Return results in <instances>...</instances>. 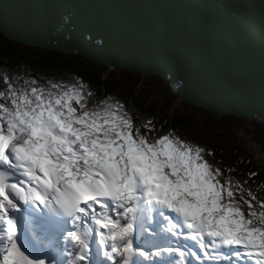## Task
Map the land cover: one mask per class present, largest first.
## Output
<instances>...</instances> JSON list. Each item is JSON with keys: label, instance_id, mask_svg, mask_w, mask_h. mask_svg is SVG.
Returning a JSON list of instances; mask_svg holds the SVG:
<instances>
[{"label": "snow or ice", "instance_id": "1", "mask_svg": "<svg viewBox=\"0 0 264 264\" xmlns=\"http://www.w3.org/2000/svg\"><path fill=\"white\" fill-rule=\"evenodd\" d=\"M154 128L79 76L0 69V264L201 260L182 238L203 264H264V196L211 149Z\"/></svg>", "mask_w": 264, "mask_h": 264}, {"label": "water", "instance_id": "2", "mask_svg": "<svg viewBox=\"0 0 264 264\" xmlns=\"http://www.w3.org/2000/svg\"><path fill=\"white\" fill-rule=\"evenodd\" d=\"M0 34L159 76L188 104L264 121V0H0Z\"/></svg>", "mask_w": 264, "mask_h": 264}, {"label": "rangeland", "instance_id": "3", "mask_svg": "<svg viewBox=\"0 0 264 264\" xmlns=\"http://www.w3.org/2000/svg\"><path fill=\"white\" fill-rule=\"evenodd\" d=\"M13 43L16 51L24 56L23 61L32 67V77L43 82L48 78L70 80L79 76L93 90L94 87L77 71L79 65L71 57L72 54L57 56L52 50ZM7 47L0 41V53L1 49ZM82 62L88 63L84 60ZM106 73L103 71L102 74ZM111 75L109 72V77ZM124 75L117 72V75L111 76L114 88L110 96L126 104L136 125H141L146 115H154L155 118L176 115L179 125L175 134L205 149H211L214 154L206 157L211 163L221 169H233L231 175L242 183L248 179L247 167L264 173V121L233 114H218L188 104L174 95L167 82L159 76L140 71H134L132 78ZM157 126L151 135L157 136ZM240 159L247 164H241ZM225 175H228L227 171ZM244 207L247 208V205ZM153 259L159 260L155 257Z\"/></svg>", "mask_w": 264, "mask_h": 264}, {"label": "trees", "instance_id": "4", "mask_svg": "<svg viewBox=\"0 0 264 264\" xmlns=\"http://www.w3.org/2000/svg\"><path fill=\"white\" fill-rule=\"evenodd\" d=\"M0 41L3 43L4 46H8L7 49H1L2 53H0V69H2L4 72L11 73L14 75H19L21 77L27 78L32 77L31 74V66L23 61L24 56L22 54H19L14 46V43L12 41H9L8 39L4 38L0 34ZM36 49H40L38 47H34ZM45 50V49H44ZM55 55L61 56L63 52L59 51H53ZM74 55L72 54V58L76 59V62L79 65V68L77 71L81 76H83L88 83L94 87L93 91L95 92V99H103L104 97L110 96L114 85L111 81V78L114 77L112 75H117V72H120V74H126L128 77L132 78L133 70H124V69H108L107 67L94 63L82 56ZM82 60L88 63H83ZM108 72L106 74H102L103 71ZM109 72L112 73V77H109ZM108 74V75H107ZM102 75V76H101ZM104 75V76H103ZM119 75V74H118ZM134 79V78H133ZM153 116V117H152ZM146 118H143L142 121L151 119L154 125L157 126V136L162 133H167L170 130H177L179 125V118L176 115L172 116H166L164 118L162 117H154V115L151 116H145ZM152 117V118H151ZM154 118V119H153ZM241 164H247V162L243 159H240ZM248 179L246 180L245 187H251L254 191L257 192L258 195L264 196V188H260L259 186L264 183V173L263 172H257L256 170L248 169ZM249 173H256L255 176H249Z\"/></svg>", "mask_w": 264, "mask_h": 264}, {"label": "bare ground", "instance_id": "5", "mask_svg": "<svg viewBox=\"0 0 264 264\" xmlns=\"http://www.w3.org/2000/svg\"><path fill=\"white\" fill-rule=\"evenodd\" d=\"M252 118H258V117H252ZM259 119H261V118H259ZM261 120H263V119H261ZM153 249H154V248H151V247L149 248V250H151V251H152Z\"/></svg>", "mask_w": 264, "mask_h": 264}]
</instances>
